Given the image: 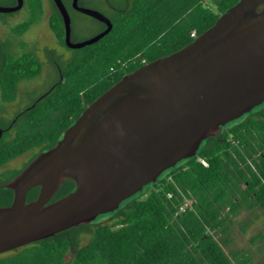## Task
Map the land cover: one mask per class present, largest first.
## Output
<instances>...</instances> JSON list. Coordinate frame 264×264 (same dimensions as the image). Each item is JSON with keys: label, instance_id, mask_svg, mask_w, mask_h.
Segmentation results:
<instances>
[{"label": "trees", "instance_id": "16d2710c", "mask_svg": "<svg viewBox=\"0 0 264 264\" xmlns=\"http://www.w3.org/2000/svg\"><path fill=\"white\" fill-rule=\"evenodd\" d=\"M238 1L111 0L113 9L101 10L110 30L91 44L70 49L63 42L61 16L49 0V30L69 56H57L49 85L6 116L5 106L15 102L19 85L37 78L43 67L33 48L18 38L41 21L44 1L23 0L27 18L13 26L2 21L9 37L0 39V185L55 145L84 108L124 75L188 44ZM62 3L73 41H80L73 34L77 16L91 21L93 34L105 29L71 8L70 0ZM254 109L227 122L217 135L202 140L194 155L125 199L127 210L112 224L69 228L0 255V264H249L242 250L228 255L219 242L230 243L229 225L241 211L264 215V107ZM23 155L27 158L20 167L4 168ZM74 188L72 180H64L50 202ZM38 191L30 189L25 201L34 200ZM11 201L12 191L0 187V207ZM86 234L89 239L79 245ZM263 238L259 233L253 241Z\"/></svg>", "mask_w": 264, "mask_h": 264}, {"label": "water", "instance_id": "95a60500", "mask_svg": "<svg viewBox=\"0 0 264 264\" xmlns=\"http://www.w3.org/2000/svg\"><path fill=\"white\" fill-rule=\"evenodd\" d=\"M15 1L0 13L20 10L23 0ZM52 1L67 48L91 44L111 28L101 12L72 0L74 10L105 25L75 42L67 9ZM255 106H264V0H239L188 44L124 75L55 145L0 185L12 191L11 203L0 207V255L106 217ZM64 180L74 190L50 202ZM34 187L37 197L26 202Z\"/></svg>", "mask_w": 264, "mask_h": 264}, {"label": "rangeland", "instance_id": "374dc122", "mask_svg": "<svg viewBox=\"0 0 264 264\" xmlns=\"http://www.w3.org/2000/svg\"><path fill=\"white\" fill-rule=\"evenodd\" d=\"M44 1V15L41 21L32 26L26 33L20 38V41L29 44L42 62L43 67L41 74L30 83H21L18 88V95L13 104H7L5 106L6 116L11 114L12 111L18 109L28 103L31 97L37 95L43 89H45L49 83L54 78L56 72V61L58 59H66L69 54L64 48L56 43L52 33L49 30L47 18L50 13L49 0ZM5 3V0H0L1 4ZM95 8V7H94ZM97 10H100L96 8ZM5 14V13H4ZM10 14V13H9ZM27 18V12L25 9H20L10 15L0 14V39L5 40L9 37L7 26H13L24 19ZM78 18V24L73 28V34L75 38L84 40L91 36L94 32V27L88 25L91 21L84 18ZM5 21L7 26L2 25V21ZM88 25L89 28L85 26ZM96 26V24H93ZM45 50L52 51V54L47 53ZM57 56L59 58L57 59ZM25 93L30 94L25 96ZM31 93H34L33 95ZM37 93V94H35ZM262 107L255 109V112H259ZM27 156L23 155L17 159L12 160L4 168L9 167H20L26 160ZM125 202L118 206L114 211H112L106 217L101 219L93 220L91 222L100 224L110 225L121 217V213L125 212L127 209L125 207ZM259 233L264 235V215H262L259 210L255 211H241L238 215L232 218L231 224L229 225L228 238L230 243L224 246L221 242L219 244L222 246L225 253L229 255L232 250H242L244 254L248 255L250 258L249 264H264V238L262 240L253 238ZM89 239V234L83 235L80 238L79 245H83ZM218 240V238L216 237Z\"/></svg>", "mask_w": 264, "mask_h": 264}, {"label": "flooded vegetation", "instance_id": "af4514ba", "mask_svg": "<svg viewBox=\"0 0 264 264\" xmlns=\"http://www.w3.org/2000/svg\"><path fill=\"white\" fill-rule=\"evenodd\" d=\"M62 1V0H61ZM65 1H67V0H65ZM71 3H72V0H70V6H71ZM64 5V4H63ZM77 6H79V7H84V8H89V9H94V10H97L96 8H94L95 6L97 7H99L100 8V10H97V11H99V12H101L102 14H103V12L101 11V10H106V9H113V6H112V2H111V0H77ZM71 8H72V6H71ZM76 11V10H75ZM78 12V11H77ZM104 15V14H103ZM88 25H89V23H88ZM103 31V30H102ZM101 31H99V32H96L95 34H93L92 36H89L88 38H86V39H89V38H91V37H93L94 35H96V34H98V33H100ZM54 37V36H53ZM55 39V38H54ZM86 39H84V40H86ZM56 41V40H55ZM81 41H83V40H81ZM16 42H12V44H15ZM25 44H27L26 42H24ZM57 43V42H56ZM2 48V46H0V49ZM1 51V50H0ZM54 50H52V52H53ZM59 57V56H58ZM57 57V58H58ZM36 79V78H35ZM34 79V80H35ZM31 81H33V80H30V81H27V82H25V83H30ZM25 96L27 97V96H29V94L28 93H25ZM14 103V102H13ZM13 103H8V104H13ZM7 105V104H6ZM14 111H12L11 112V114L10 115H12V113H13ZM0 116H4V115H1L0 114ZM13 121V120H12Z\"/></svg>", "mask_w": 264, "mask_h": 264}, {"label": "built area", "instance_id": "2783aa9c", "mask_svg": "<svg viewBox=\"0 0 264 264\" xmlns=\"http://www.w3.org/2000/svg\"><path fill=\"white\" fill-rule=\"evenodd\" d=\"M193 35H194V33L192 32V33H191V36H193Z\"/></svg>", "mask_w": 264, "mask_h": 264}]
</instances>
